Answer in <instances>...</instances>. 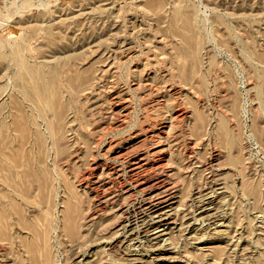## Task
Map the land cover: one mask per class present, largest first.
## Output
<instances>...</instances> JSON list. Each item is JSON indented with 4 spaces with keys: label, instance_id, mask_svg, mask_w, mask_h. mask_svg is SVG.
Wrapping results in <instances>:
<instances>
[{
    "label": "rangeland",
    "instance_id": "rangeland-1",
    "mask_svg": "<svg viewBox=\"0 0 264 264\" xmlns=\"http://www.w3.org/2000/svg\"><path fill=\"white\" fill-rule=\"evenodd\" d=\"M47 1L0 0V264H264V0Z\"/></svg>",
    "mask_w": 264,
    "mask_h": 264
},
{
    "label": "bare ground",
    "instance_id": "bare-ground-1",
    "mask_svg": "<svg viewBox=\"0 0 264 264\" xmlns=\"http://www.w3.org/2000/svg\"><path fill=\"white\" fill-rule=\"evenodd\" d=\"M34 4V3H33ZM48 5V1L47 0H42V1H40V3H38L37 5H32V4H30L29 2H23L22 4H20L19 6H18V11L16 12V15L19 17V16H21V14H23V13H25L26 11H29L30 10V8H32V7H35V8H45L46 6ZM10 17H8V16H5V20H8ZM3 41V40H2ZM1 41V42H2ZM0 42V51H3L4 52V50L3 49H5V46H7V45H9L10 46V44H8V42L9 41H6L5 40V42H7V45L6 44H3V43H1ZM8 46V47H9ZM10 48V47H9ZM59 66V65H58ZM71 78V77H70ZM76 78V77H75ZM70 80H74L73 78L72 79H70ZM69 80V82H68V86L70 87V88H72L73 86L75 87V85L74 84H72L71 85V81ZM76 80H77V78H76ZM79 81H81V80H79ZM66 82V81H65ZM74 82H76L75 80H74ZM76 88V87H75ZM78 88V87H77ZM76 88V89H77ZM35 89V88H34ZM33 89V90H34ZM75 91V90H74ZM77 91V90H76ZM37 92V91H36ZM23 94V97H21V98H26V96L24 97V94L25 93H22ZM51 95V94H50ZM22 96V95H21ZM49 97V96H48ZM50 98V97H49ZM49 98H48V100H49ZM17 99H20V97L19 98H17ZM21 100V99H20ZM23 100V99H22ZM18 101V100H17ZM23 102V101H22ZM17 104H19V103H17ZM16 104V105H17ZM15 107V106H14ZM17 107H19V106H17ZM20 108V107H19ZM14 109V108H13ZM15 109H17V108H15ZM61 114H62V112L60 113V117H61ZM32 120V119H31ZM56 127V126H55ZM34 134V136L33 137H37L39 134H37V133H33ZM52 137V136H51ZM54 138V137H53ZM132 138V137H131ZM151 139V138H150ZM53 140V139H52ZM35 141V140H34ZM53 143V142H52ZM148 143V142H147ZM147 143H144L145 145H147ZM151 144H154V143H151ZM115 145V144H114ZM149 145V144H148ZM113 146V145H112ZM116 146V145H115ZM114 146V147H115ZM118 146V145H117ZM141 146L143 147V144H141ZM137 147V146H136ZM136 147H135V149H136ZM148 147V146H147ZM151 147V146H150ZM141 149V147H138V149ZM146 148V147H145ZM108 149H110V148H108ZM107 149V150H108ZM139 149V150H140ZM143 149V148H142ZM141 149V150H142ZM146 149H148V148H146ZM145 149V150H146ZM150 149V148H149ZM148 149V150H149ZM130 151H129V154H130V152H131V149H129ZM137 150V149H136ZM148 150L146 151V153L148 152ZM133 151V150H132ZM144 151V150H143ZM0 152H1V150H0ZM111 152V151H110ZM133 152H135V150L133 151ZM133 152H131V154L133 153ZM142 152V151H141ZM140 152V153H141ZM145 152V151H144ZM151 152V151H150ZM125 153L127 154L128 152H126V150H125ZM137 153V152H136ZM149 153V152H148ZM152 153V152H151ZM121 154H123L124 155V153H121ZM128 154V155H129ZM130 154V155H131ZM153 154H154V152H153ZM117 155H119L120 156V154L118 153ZM136 155V154H135ZM135 155H134V157H135ZM138 155V154H137ZM148 156L149 155H151V154H147ZM143 156V155H142ZM144 156H146V155H144ZM120 157H123L122 155L120 156ZM120 157H119V159H120ZM125 157V156H124ZM132 157V156H131ZM153 157V156H152ZM151 157V158H152ZM115 158L117 159V157L115 156ZM129 158V157H128ZM148 158V157H147ZM147 158H145V157H135V158H131V159H129V162L128 163H130V166H131V168H132V172H134V176H133V178H134V185H136V186H138L139 188H143V187H145V188H150L149 186V184H147V182H146V179H145V177L143 178V177H141L142 175L144 176V174H142V175H140V174H135V173H138V172H140V171H144V169L146 168V166H147ZM124 159V158H123ZM126 159V158H125ZM124 159V160H125ZM155 159V158H154ZM118 160V159H117ZM151 160V159H150ZM128 161V160H127ZM152 161H154L153 160V158H152ZM157 161V160H156ZM120 162V161H119ZM150 162V161H149ZM116 163H118V162H116ZM124 163V162H123ZM121 165H122V163H121ZM155 165V164H154ZM157 165V164H156ZM111 167H113V166H111ZM127 167V166H126ZM157 167V166H156ZM159 167V166H158ZM131 168H129V169H131ZM109 169V168H108ZM119 169V168H118ZM117 169V170H118ZM147 169H149L148 167H147ZM111 170V169H110ZM120 170V169H119ZM118 170V171H119ZM124 170V169H123ZM122 170V171H123ZM154 170V169H153ZM106 171V170H105ZM121 171V170H120ZM121 171V172H122ZM128 171V170H127ZM130 171V170H129ZM146 172H147V170H145ZM107 172V171H106ZM116 172V171H115ZM145 172V173H146ZM153 172V171H152ZM112 173H114V172H112ZM118 173H120V172H118ZM128 173V172H127ZM143 173V172H142ZM149 173V172H148ZM111 174V173H110ZM120 174H122V173H120ZM132 174V173H131ZM147 175H149V174H147ZM154 175V174H153ZM107 176H109V174H107ZM122 176H123V174H122ZM124 176H125V174H124ZM127 176V175H126ZM131 176V175H130ZM146 176V175H145ZM150 176V175H149ZM155 176V175H154ZM153 176V177H154ZM103 177V176H102ZM118 177V176H117ZM37 178H38V180H39V186H41L42 185V174H37ZM110 178H112V176L110 177ZM122 178V177H121ZM126 178V177H125ZM133 178H131V179H133ZM150 178V177H149ZM108 179H109V177H108ZM155 179V178H154ZM109 180H111V179H109ZM109 180H108V182H109ZM113 180V179H112ZM148 180V179H147ZM150 180V179H149ZM153 180V179H152ZM163 180V179H162ZM166 180V179H165ZM115 181V180H114ZM157 181V180H156ZM167 181V180H166ZM96 182H97V180H96ZM102 182V181H101ZM116 182V181H115ZM123 182H124V180H123ZM126 182V181H125ZM129 182V181H128ZM130 182H131V180H130ZM153 183H152V185L155 183L154 181H152ZM160 182V181H159ZM162 182H165V181H162ZM168 182V181H167ZM95 183V182H94ZM111 183V182H110ZM114 183V182H113ZM95 184H97V183H95ZM121 185L120 186H124V185H122V183H120ZM160 184V183H159ZM162 184H164L165 185V183H162ZM168 184V183H167ZM102 185V184H101ZM112 185V184H111ZM149 185V186H148ZM155 185V184H154ZM108 186V185H107ZM126 186V185H125ZM130 186V185H129ZM128 186V187H129ZM135 186V187H136ZM113 187V186H112ZM115 187H116V185H115ZM132 187V186H131ZM152 187V186H151ZM156 187V186H155ZM163 187V186H162ZM166 187V186H165ZM145 188H144V191H145ZM158 188V187H157ZM164 188V187H163ZM173 188V187H172ZM98 189V188H97ZM113 189V188H112ZM131 189V188H130ZM150 189H152V188H150ZM153 189H154V187H153ZM166 189V188H165ZM120 190V189H119ZM128 190V189H127ZM148 190V189H147ZM162 190V189H161ZM172 190V192H173V189H171ZM170 190V191H171ZM176 190V189H175ZM96 191V190H95ZM104 191V190H103ZM102 191V192H103ZM108 191V190H107ZM129 191V190H128ZM169 191V192H170ZM98 192V191H97ZM105 192H106V190H105ZM111 192V191H110ZM109 192V193H110ZM126 192V191H125ZM130 192V191H129ZM139 192V191H138ZM165 192V191H164ZM168 192V193H169ZM241 192H243V194H245V195H243L244 197H246L247 195L249 196V197H251V198H254V196H255V193H254V191H252V190H250V192H245V191H241ZM245 192V193H244ZM253 192V193H252ZM118 193H120V192H118ZM123 193H124V191H123ZM131 193V192H130ZM157 193V192H156ZM160 193V192H159ZM163 193V192H162ZM200 193V192H199ZM102 194V193H101ZM106 194H107V192H106ZM133 194H135V193H133ZM133 194H130L131 196L133 195ZM141 194V193H140ZM166 194L167 193H165V199H167L166 198ZM171 194V193H170ZM115 195H117L116 193H115ZM152 195V194H151ZM158 195V194H157ZM156 195V197H159V196H157ZM163 195V194H162ZM161 195V197H163ZM200 195H201V193H200ZM199 195V196H200ZM129 196V195H128ZM134 196V195H133ZM140 196V195H139ZM150 196V195H149ZM153 196V195H152ZM175 196V195H174ZM247 196V197H248ZM253 196V197H252ZM104 197H106L105 195H104ZM109 197V196H108ZM112 197H113V195H112ZM153 197H155V196H153ZM152 197V198H153ZM168 197V196H167ZM176 197V196H175ZM142 198V197H141ZM143 198H145V197H143ZM151 198V197H150ZM169 198V197H168ZM172 198V197H171ZM202 198V197H201ZM111 199V198H110ZM113 199V198H112ZM114 199H116V197L114 198ZM155 199V198H154ZM164 199V198H163ZM162 199V200H163ZM165 199H164V201H165ZM170 199V198H169ZM198 199V198H197ZM200 199V198H199ZM198 199V200H199ZM203 199V198H202ZM202 199H200V200H202ZM107 200V199H106ZM146 200V199H145ZM150 200V199H149ZM152 200V199H151ZM150 200V201H151ZM175 200V199H174ZM197 200V201H198ZM114 201V200H113ZM153 201V200H152ZM161 201V200H160ZM170 201V200H169ZM207 201V200H206ZM106 202H108V201H106ZM157 202V201H156ZM159 202V201H158ZM162 202V201H161ZM172 202H174V201H172ZM204 202H205V200H204ZM148 203V202H147ZM153 203V202H152ZM155 203V202H154ZM208 203V202H207ZM145 204V203H144ZM165 204H167V203H165ZM204 204V203H203ZM211 204V203H210ZM157 205V204H156ZM209 205V204H208ZM253 205H254V202H253ZM138 206V205H137ZM198 206V205H197ZM206 206V205H205ZM147 207V206H146ZM164 207V206H163ZM201 207H202V205H201ZM137 208V207H136ZM199 208V207H198ZM202 208H206V207H202ZM238 207H236V209H237ZM141 209V208H140ZM147 209V208H146ZM151 209H153V208H151ZM156 209V208H155ZM196 209V208H195ZM144 210V209H143ZM165 210V209H164ZM200 210V209H199ZM202 210V209H201ZM238 210V209H237ZM104 211V210H103ZM138 211H139V209H138ZM154 211V210H153ZM205 211V210H204ZM136 212V211H135ZM140 212V211H139ZM142 212V211H141ZM161 212V211H160ZM147 213V212H146ZM145 213V214H146ZM238 213H240L239 212V210L236 212V214H238ZM123 214H124V212H123ZM144 214V213H143ZM152 214V213H151ZM158 213H156V215H157ZM148 215V214H147ZM162 215V214H161ZM199 215H200V213H199ZM216 215V214H215ZM239 215V214H238ZM124 216V215H123ZM139 216V215H138ZM159 216V215H158ZM217 216V215H216ZM139 217H141V216H139ZM161 218H162V216H160ZM159 217V218H160ZM167 217V216H166ZM166 217H165V219H166ZM214 217V216H213ZM143 218V217H142ZM149 218V217H148ZM151 218H152V216H151ZM212 218V217H211ZM238 218H239V216H238ZM42 219V218H41ZM107 219V218H106ZM139 219V218H138ZM158 219V218H157ZM237 219V218H236ZM142 220V219H141ZM153 220V219H152ZM159 220V219H158ZM207 220H209V219H207ZM42 221H43V219H42ZM81 221H82V219H81ZM143 221V220H142ZM144 221H146V220H144ZM151 221V220H150ZM154 221V220H153ZM210 221V220H209ZM40 222H41V220H40ZM39 222V223H40ZM134 222V221H133ZM148 221H146V223H147ZM154 222H156V221H154ZM165 222V221H164ZM42 223V222H41ZM126 223V222H125ZM140 223V222H139ZM145 223V224H146ZM150 223V222H149ZM152 223V222H151ZM150 223V224H151ZM166 223V222H165ZM43 224V223H42ZM133 224V223H132ZM143 224H144V222H143ZM144 224V225H145ZM148 224V223H147ZM146 224V225H147ZM160 224H161V222H160ZM137 225H139V224H137ZM143 225V226H144ZM145 225V226H146ZM7 226V222L6 223H4V224H2V225H0V235H3V239L4 240H7V238L4 236V234L6 233L5 232V229H3V228H5ZM120 226V225H119ZM141 226V225H140ZM149 226V225H148ZM159 226V225H158ZM9 227H11L10 225H9ZM9 227H8V229H9ZM43 227V228H42ZM42 227L40 228V229H38L37 227L35 228V232H31L32 231V228L31 227H27V226H24L23 228L25 229V230H27V231H29L30 232V235H32V237H34V239H35V249H36V253H37V256L35 257V256H33V258H30L32 261H33V263L32 264H52L51 263V261L49 260V256H48V253H47V251H46V248H47V246L48 245H46L45 244V240L48 242V239L46 238L47 237V230H46V225L45 224H43L42 225ZM132 228L134 227V226H131ZM130 227V228H131ZM153 227V226H152ZM129 228V229H130ZM132 228H131V230H132ZM162 228V227H161ZM164 228V227H163ZM162 228V229H163ZM119 229V228H118ZM117 228H116V230H118ZM141 229V228H140ZM139 229V230H140ZM146 229V228H145ZM153 229H155L154 227H153ZM158 229V228H157ZM156 229V230H157ZM125 230V229H124ZM123 230V231H124ZM131 230H130V232H131ZM160 230V229H159ZM76 232H74V227H73V225H72V227L71 228H67L66 229V233H67V237L70 239V240H72V241H75V240H77L78 238H79V233H80V228H79V230H75ZM148 231V230H147ZM146 231V232H147ZM261 231V230H260ZM120 232V231H119ZM126 232V231H125ZM129 232V233H130ZM142 232V231H141ZM153 232L154 231H152V234H153ZM155 232H162V231H155ZM164 232H166V231H163V233ZM263 232V231H262ZM261 232V233H262ZM115 233V232H114ZM121 233V232H120ZM119 233V234H120ZM150 233V232H149ZM118 234V233H117ZM116 234V235H117ZM118 234V235H119ZM136 234H137V232H136ZM145 233H143L142 235H144ZM157 234V233H156ZM155 234V235H156ZM161 235H162V233H160ZM117 235V236H118ZM121 235H123L124 236V234H121ZM120 235V236H121ZM131 235V234H130ZM130 235H129V237H130ZM137 235H139V233L137 234ZM115 236V235H114ZM116 236V237H117ZM125 236H126V234H125ZM113 237V236H112ZM136 237V236H135ZM146 237V236H145ZM158 237V236H157ZM156 237V238H157ZM114 238V237H113ZM146 238H148V237H146ZM153 238H155V237H153ZM160 238V237H159ZM162 238V237H161ZM21 239V238H20ZM110 239H112V238H110ZM123 239V238H122ZM132 239V238H131ZM164 239L165 238H163V241H164ZM119 240V239H118ZM121 240V239H120ZM133 240V239H132ZM153 240V239H152ZM154 240H156V239H154ZM166 240V239H165ZM122 241V240H121ZM150 241V240H149ZM111 242V241H110ZM109 242V243H110ZM131 242V241H130ZM129 242V243H130ZM162 242V241H161ZM164 242H166V241H164ZM21 243H22V246H23V249H24V251H27L28 249H29V247H30V245H27L26 244V240H22L21 239ZM107 243V242H106ZM109 243H108V245H109ZM120 243H122V242H120ZM114 244V243H113ZM117 244V243H116ZM115 244V245H116ZM124 245H126V244H124ZM112 246V245H111ZM110 246V247H111ZM123 246V245H122ZM131 246V245H130ZM133 246V245H132ZM114 247V246H113ZM117 247H118V245H117ZM121 247V246H120ZM119 248V247H118ZM127 248H128V245H127ZM109 250L111 249V248H108ZM108 249H107V251H108ZM114 250H115V248H113ZM112 249V250H113ZM130 249V248H129ZM132 249V248H131ZM162 249V248H161ZM113 250V251H114ZM122 250H123V248H122ZM127 250V249H126ZM125 250V251H126ZM135 250V249H134ZM133 250V251H134ZM118 251V250H117ZM121 251V250H120ZM137 251V250H136ZM159 251V250H158ZM139 252H140V250H139ZM139 252H138V254H139ZM113 253V252H112ZM115 254H117L116 252H114ZM113 253V254H114ZM120 253V252H119ZM134 253H135V251H134ZM125 254V252L122 254V255H124ZM127 255V254H126ZM129 255V254H128ZM119 256H121V255H119ZM107 258L109 257V256H106ZM106 257H105V259H106ZM113 257V256H112ZM118 257V256H117ZM121 257H123V256H121ZM126 257V256H125ZM124 257V258H125ZM142 257V256H141ZM147 257V256H146ZM134 258V257H133ZM138 258V257H137ZM136 258V260L135 261H137L138 259ZM101 259V258H100ZM100 259L98 260V259H96V260H98V262L100 263ZM104 259V258H103ZM102 259V260H103ZM104 259V260H105ZM109 259V258H108ZM123 259V258H122ZM129 259H131V257H129ZM135 259V258H134ZM141 259V258H140ZM152 259V258H151ZM103 260V261H104ZM110 261L109 262H115L114 261V257H113V259L111 260V259H109ZM124 260V259H123ZM128 260V259H127ZM153 260V259H152ZM103 261H102V263H103ZM106 262L108 261L107 259L105 260ZM131 261V260H130ZM135 261L133 262V263H135ZM140 261H142V260H140ZM147 261H148V259H147ZM117 262H118V258H117ZM119 262H120V260H119ZM128 262V261H127ZM138 262H139V260H138ZM143 262H144V260H143ZM116 263V262H115ZM122 263H123V261H122ZM152 263H154V262H151V264ZM16 264H21V260L19 259V262L18 263H16ZM101 264V263H100ZM112 264V263H111ZM120 264V263H119ZM125 264V263H124ZM128 264V263H127ZM142 264H145V263H142ZM148 264H150V263H148ZM158 264V263H157ZM259 264H263L262 262H259Z\"/></svg>",
    "mask_w": 264,
    "mask_h": 264
},
{
    "label": "built area",
    "instance_id": "built-area-1",
    "mask_svg": "<svg viewBox=\"0 0 264 264\" xmlns=\"http://www.w3.org/2000/svg\"><path fill=\"white\" fill-rule=\"evenodd\" d=\"M41 0H12V2L16 3L17 5L22 4L23 2H29V3H38Z\"/></svg>",
    "mask_w": 264,
    "mask_h": 264
}]
</instances>
